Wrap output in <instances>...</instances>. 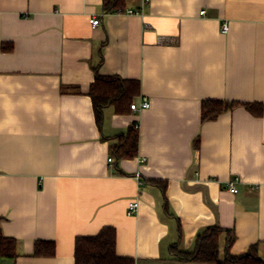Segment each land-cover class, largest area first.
Returning a JSON list of instances; mask_svg holds the SVG:
<instances>
[{
	"label": "crops",
	"instance_id": "1",
	"mask_svg": "<svg viewBox=\"0 0 264 264\" xmlns=\"http://www.w3.org/2000/svg\"><path fill=\"white\" fill-rule=\"evenodd\" d=\"M96 75L138 82L149 108L97 125ZM204 100L264 104V0H0V229L16 241L0 264H74L75 239L105 227L135 264H198L170 247L212 227L219 259L256 245L264 262V105L202 122ZM133 124L137 156L118 161L106 139Z\"/></svg>",
	"mask_w": 264,
	"mask_h": 264
},
{
	"label": "trees",
	"instance_id": "2",
	"mask_svg": "<svg viewBox=\"0 0 264 264\" xmlns=\"http://www.w3.org/2000/svg\"><path fill=\"white\" fill-rule=\"evenodd\" d=\"M139 93V84L132 80H122L118 77H103L96 75L88 90L91 97L94 116L97 125L102 121L103 109L112 106L116 113H125L130 108L133 98ZM263 103L248 104L240 102H227L216 100H204L201 103V121H215L219 116L233 110L236 107H243L250 114L260 115ZM138 128L134 124L129 126L124 134L114 138L106 139L110 152L116 160L133 159L137 156ZM199 139H195L193 149H197ZM154 185L165 189V182L152 181ZM164 211L168 213L167 205L163 199ZM178 239L181 232L178 224ZM227 233L217 227L207 228L198 233L195 237L193 249L182 251L178 244L170 247L173 259L179 262H195L198 264H264L257 254L256 245L250 246L248 250L240 255H229L222 259L218 258V245L221 234ZM228 234V233H227ZM234 236H228L225 241V249L232 243ZM116 233L113 228H102L99 233L92 237H77L74 242V264H135L131 258H120L115 254ZM16 241L2 235L0 229V259H13L16 255ZM32 254L35 257L53 258L55 245L53 242L36 241L33 245Z\"/></svg>",
	"mask_w": 264,
	"mask_h": 264
},
{
	"label": "built area",
	"instance_id": "3",
	"mask_svg": "<svg viewBox=\"0 0 264 264\" xmlns=\"http://www.w3.org/2000/svg\"><path fill=\"white\" fill-rule=\"evenodd\" d=\"M147 1V0H146ZM126 14H129V15H133V14H139L138 11L136 10H126L125 11ZM201 14L204 13V11H201L200 12ZM90 24L92 25V27H95L99 24V20L95 17V18H92L90 21ZM222 31L226 32L227 31V26L224 24L222 26ZM130 110L132 111H137V110H141V109H147L149 108V103L146 101V100H141L138 104L136 103H131L130 106H129ZM107 162L111 163L112 162V158H108L107 159ZM237 180H233V181H230L227 185H226V188L227 190H229L230 193H237V188L235 186V183H236ZM137 208V203L136 202H130L127 206V214L128 215H131L134 213V211L136 210Z\"/></svg>",
	"mask_w": 264,
	"mask_h": 264
}]
</instances>
